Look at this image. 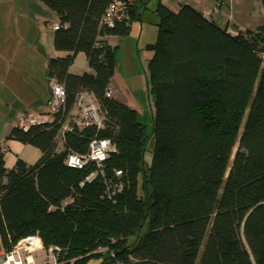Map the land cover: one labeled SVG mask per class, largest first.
I'll return each mask as SVG.
<instances>
[{"label": "trees", "instance_id": "obj_1", "mask_svg": "<svg viewBox=\"0 0 264 264\" xmlns=\"http://www.w3.org/2000/svg\"><path fill=\"white\" fill-rule=\"evenodd\" d=\"M41 1L59 18L53 46L65 54L46 72L65 106L51 122L10 129L7 138L39 148L34 163L7 169L0 150L3 248L37 233L64 264H264V23L231 32L157 0L147 131L135 108L106 95L116 47L100 39L128 34L135 0H122L129 17L113 25L101 22L111 0ZM78 52L91 72L69 71ZM84 91L103 126L74 127L56 149L59 120ZM94 136L115 151L99 167L67 166V152L84 153Z\"/></svg>", "mask_w": 264, "mask_h": 264}, {"label": "crops", "instance_id": "obj_2", "mask_svg": "<svg viewBox=\"0 0 264 264\" xmlns=\"http://www.w3.org/2000/svg\"><path fill=\"white\" fill-rule=\"evenodd\" d=\"M135 0L137 17L132 19L130 30L126 35H104L100 39L117 48L122 44L128 48L127 65L131 66L129 55L134 34L137 32L135 45L146 46L153 42L156 28L144 36V17ZM157 2V0H155ZM173 11H177L181 4H189L199 10L208 19H213L219 26L226 27L231 32L235 29L254 30L264 23V7L262 0H159ZM155 2V4H156ZM155 7V6H154ZM158 18L155 17L156 25ZM59 24L57 13L41 0H0V145H2L3 159L7 169L13 167L17 159L26 164L34 163L41 155L39 148L7 138L12 127L17 125L18 113L29 110L43 114L46 102L50 97V80L47 75L46 64L49 58L62 56L64 51L53 46L55 29L53 24ZM78 52L69 66V71L80 74L92 70L87 65L85 57L84 67L78 72L72 69ZM84 54V53H83ZM133 54V53H132ZM85 56V55H84ZM150 56V55H149ZM114 54L113 78L121 87L122 78L116 71ZM129 71L127 70V75ZM112 77V76H111ZM121 79V80H120ZM122 88V87H121ZM111 95L116 98L118 88L109 82ZM123 89V88H122ZM85 96L94 97L85 92ZM117 99V98H116ZM118 100V99H117ZM138 111L136 103L131 100H119Z\"/></svg>", "mask_w": 264, "mask_h": 264}, {"label": "built area", "instance_id": "obj_3", "mask_svg": "<svg viewBox=\"0 0 264 264\" xmlns=\"http://www.w3.org/2000/svg\"><path fill=\"white\" fill-rule=\"evenodd\" d=\"M129 14L126 3L122 0H111L102 15L101 22L106 25H113L116 21L128 19ZM59 24H53L58 28ZM229 30V29H228ZM230 31V30H229ZM85 91L76 95L72 108L66 113L63 119L59 120L60 127L57 133L56 149H60L64 143L65 132L72 131L74 127L82 128L86 125L98 127L103 126V116L99 105L94 97L85 96ZM110 96V89L106 90ZM65 106V89L62 83L56 79L50 80V97L46 102V111L43 114L29 110L18 113L17 125L22 129L41 122H51L56 119L58 113ZM2 145H0V150ZM115 151V145L109 137H92L84 153L68 151L65 157V164L69 167H82L93 162L97 167L106 157ZM120 171H117L119 173ZM95 171L90 172L85 179L91 180ZM43 251V264H64L58 259L60 249L57 246L45 247L37 233L29 234L16 240L9 249L0 250V264H37L36 253Z\"/></svg>", "mask_w": 264, "mask_h": 264}, {"label": "rangeland", "instance_id": "obj_4", "mask_svg": "<svg viewBox=\"0 0 264 264\" xmlns=\"http://www.w3.org/2000/svg\"><path fill=\"white\" fill-rule=\"evenodd\" d=\"M142 0L138 3V7L143 9V5L148 3V6L143 9L141 14L144 17V36L147 37L151 32L156 28L154 24V19L157 17L156 12L154 11L155 0ZM141 9V10H142ZM137 32L134 34V40L132 47H129V50L133 51L129 55L131 66L127 65V52L128 48L125 45H120L115 53L116 60V72L121 75L122 78V88L119 87V84L114 80V76L111 77V83L113 86L118 88V91L115 93V96L118 100H131L136 103L138 107V116L140 120L146 124L147 131L150 129L151 121V103L150 98L147 95L146 90V64L150 55V50L146 49L145 46L135 45V39ZM85 63V56L83 52L78 54L74 64L72 66L73 70L78 72L82 71ZM127 70L129 71L127 75ZM121 80V79H120ZM240 130V129H239ZM120 186V185H118ZM3 249L1 240H0V250ZM43 251L36 253L37 264H43ZM96 260L92 259L89 261V264H95Z\"/></svg>", "mask_w": 264, "mask_h": 264}]
</instances>
